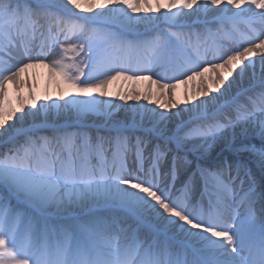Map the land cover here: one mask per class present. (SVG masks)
<instances>
[{
  "label": "snow or ice",
  "instance_id": "snow-or-ice-1",
  "mask_svg": "<svg viewBox=\"0 0 264 264\" xmlns=\"http://www.w3.org/2000/svg\"><path fill=\"white\" fill-rule=\"evenodd\" d=\"M0 264H264V0H0Z\"/></svg>",
  "mask_w": 264,
  "mask_h": 264
},
{
  "label": "bare ground",
  "instance_id": "bare-ground-1",
  "mask_svg": "<svg viewBox=\"0 0 264 264\" xmlns=\"http://www.w3.org/2000/svg\"><path fill=\"white\" fill-rule=\"evenodd\" d=\"M253 59L258 60L259 56L253 57ZM47 62V61H46ZM155 79V77H153ZM203 79L204 85L207 87L211 84L212 80L215 79V74L212 71L204 72V76L197 77L193 80H189L187 84L180 83L176 89V98L180 101H183L185 98V94L194 96L196 95L201 87V80ZM149 82L147 80H141L138 82L134 81H126V80H118L113 82L108 88L110 96L107 99H112L116 103H123L121 101L116 100V93L130 91L133 88H136L138 91H145L148 88ZM9 96L12 95H20L27 97L29 91L31 90L36 96L41 97L47 91L53 99L56 98V84L53 78H50L49 69L46 67H36L29 69L26 74H23L21 77V84L19 85V93L17 92L16 86L13 84L7 85ZM153 89H156V86L153 85ZM95 95V94H94ZM166 95V94H165ZM129 104L136 103L135 101H129ZM140 103H147L146 101L141 100ZM16 100L13 101V105L15 106ZM153 105H149L152 107ZM183 104H181V107ZM127 107V105H125ZM27 110V107H26ZM123 117V113L119 114ZM246 157V158H244ZM243 158L248 161L249 157L243 156Z\"/></svg>",
  "mask_w": 264,
  "mask_h": 264
},
{
  "label": "rangeland",
  "instance_id": "rangeland-1",
  "mask_svg": "<svg viewBox=\"0 0 264 264\" xmlns=\"http://www.w3.org/2000/svg\"><path fill=\"white\" fill-rule=\"evenodd\" d=\"M74 91V90H73ZM16 97H17V95H12V96H10V98L12 99V101H15L16 100ZM244 156H246V155H244ZM244 158H246V157H244ZM243 157H242V159L244 160V161H246L245 159H244ZM257 182L259 183V173H258V168H257Z\"/></svg>",
  "mask_w": 264,
  "mask_h": 264
}]
</instances>
